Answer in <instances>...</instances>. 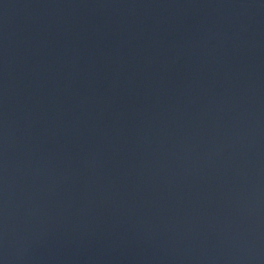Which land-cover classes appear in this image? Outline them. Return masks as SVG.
Listing matches in <instances>:
<instances>
[{
    "label": "water",
    "instance_id": "water-1",
    "mask_svg": "<svg viewBox=\"0 0 264 264\" xmlns=\"http://www.w3.org/2000/svg\"><path fill=\"white\" fill-rule=\"evenodd\" d=\"M0 264H264V0H0Z\"/></svg>",
    "mask_w": 264,
    "mask_h": 264
}]
</instances>
